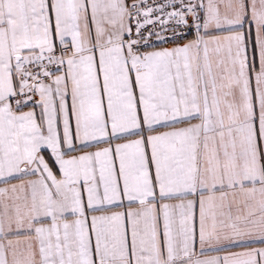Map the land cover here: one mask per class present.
Returning a JSON list of instances; mask_svg holds the SVG:
<instances>
[{
	"label": "snow or ice",
	"instance_id": "1",
	"mask_svg": "<svg viewBox=\"0 0 264 264\" xmlns=\"http://www.w3.org/2000/svg\"><path fill=\"white\" fill-rule=\"evenodd\" d=\"M0 264H264V0H0Z\"/></svg>",
	"mask_w": 264,
	"mask_h": 264
}]
</instances>
